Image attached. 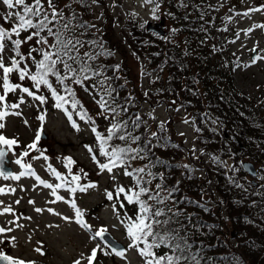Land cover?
<instances>
[{
    "label": "rangeland",
    "instance_id": "1",
    "mask_svg": "<svg viewBox=\"0 0 264 264\" xmlns=\"http://www.w3.org/2000/svg\"><path fill=\"white\" fill-rule=\"evenodd\" d=\"M205 1L207 7L204 12L209 15L208 22H211L210 28L205 30L208 36L205 43L207 51L209 50L208 52L212 57L213 50L216 47L217 49L220 48L222 52L227 51L230 53L232 51L237 56L236 64L239 67L233 65V75L235 84L241 91L240 95L244 96L251 109H256L258 110L257 113L264 114V60L258 61L256 64H250L252 56L256 53L249 51L255 47L257 53L264 55V28L255 27L256 25H264V11L251 12L249 16L238 15V13H243L249 8L264 5V0ZM158 2L160 6L157 15L158 17L164 16L162 24L164 33H160L161 37L168 45L174 42L177 44L182 43L184 41L183 32L177 31L167 0H158ZM26 3L31 4L32 0H26ZM86 3L87 6L81 0H53V5L57 10L63 12L61 24L67 22L68 19L70 21L71 28L68 27L67 30L63 31L64 36L65 38L79 39L83 43V47L79 48L80 54L88 52L94 55L95 50H97L96 52L99 51L96 45H102L104 51L110 53L108 63L115 70L117 82L123 84L127 91L128 101L129 97L133 96V104H128V102L126 110L133 107L135 111L133 117H137L138 121H143V126L147 129L150 141H154L152 147L155 155H162L164 143L167 141L170 143L171 138L180 145L181 155L175 157L176 161L173 160L176 168L179 166L180 170L172 184L167 185L166 188L179 187L181 192L188 189L189 187L185 184L193 182L194 178H183L182 173L184 171L192 172L205 181L207 178L208 183L211 185L214 178L212 173L214 164L219 167L220 165L223 166L226 173H230V170L236 171V158L234 159L231 154L223 156L220 152L210 149L204 142H201L202 136L206 132L196 128L193 113L185 109L186 106L181 99H177L175 96H171L169 99L161 98V96L157 97L159 94V90H157L158 78L160 75L165 77L168 68H166V65L162 67L163 69L160 68V59L157 56H150L146 50L150 47L145 42L143 43V39L149 37L154 39L156 37L153 35L156 31L154 32L144 26L147 20L153 22L159 19H152L150 12L152 5H144L142 0H97V3L86 0ZM44 4L47 8V0H44ZM17 10L19 9H7L0 0V26L10 29L15 17L7 22H4L2 18L9 11ZM77 11L79 12V18L83 19L81 24L77 19L72 20L69 18L73 15V12ZM194 14L191 13V15ZM134 21H136V25H139L137 26L138 33L130 32V22L133 23ZM56 24V28L61 27V25ZM191 24L197 23L191 22ZM249 28L253 30L245 34V31ZM225 29L227 30L225 31ZM237 32L240 33L239 39L236 38ZM28 34L22 32L19 38L24 39ZM43 35H46V33ZM134 35L136 36L134 37ZM211 40L214 45L209 47ZM233 40H235V43H231ZM49 42L51 43V38H49ZM31 47L40 46L33 39L27 44H23L21 51L27 53ZM12 55L11 45H9L5 50L6 64L8 63V57ZM33 55L36 56L37 60L40 59L38 53L34 52ZM104 55L106 54L97 57L103 59ZM96 61L98 62V60ZM245 64H250V66L244 67ZM32 70H35L34 66ZM89 75L91 78L79 85L70 81L65 83L75 92V99L80 101L83 110L95 121L94 126L97 131L105 135L107 129L111 126L110 121L113 119L111 114L113 113L110 111L102 113L97 103V94H94L97 80L90 73ZM10 81L31 87L29 80L19 81L16 73L11 75ZM50 82L63 94L61 86L56 83L54 77H50ZM32 90L36 91L35 89ZM89 90L93 93H90ZM0 93H2V88H0ZM37 94L47 97L44 105H40L39 101L32 100L22 93H9L7 97L8 102L11 103L17 100L18 95H25L26 103L21 105L20 109L9 110L21 111V116L9 115L5 118L6 128L2 132L7 138H16L18 144L11 149L6 145H0V148H3L6 154L3 160V169L5 172H9V169H11V172L18 175L24 169L20 168L15 160L21 159L23 162L32 164L36 174L41 178L55 184L59 181L46 171V165L50 163L62 175L67 176V169L64 167L62 158L72 157L76 161L72 166V172L81 175L80 183L95 182L97 187L89 189L86 193L77 192L76 194L58 189L57 194L64 196L68 201L73 199L76 201L77 207L84 213L83 219L91 225V231L81 228L74 222V210L69 204L63 201L49 203V201L55 199L51 196V190L43 188V186H37V182L33 177L24 176L18 181L4 180L0 177V187L16 189L14 194L0 195V201L3 202L0 204V212H2L3 207L10 205L16 216L20 217L17 223L23 225V227L8 225L7 222L16 217L8 213L0 215V226L13 228L11 232L0 234V240H4V243L0 244V250L26 262L34 261L35 264H73L76 259H81V264H87L83 257L90 255L91 249L96 247L97 243H100L99 238L97 240L91 239L93 233L100 228H106L107 232L122 244L121 248L128 249L127 221H125V218L123 220L118 206L119 215L114 213L113 201L107 200L105 190L111 191L114 189L115 191L116 185L129 183L130 177L124 175L123 168H114L112 173L100 172L97 163L92 160L91 155L85 148V145L91 146L96 151L100 162H106L105 158L100 157L98 154V143L95 134L91 131V126L81 121L73 112V119L79 126V131H76L63 111L57 110L53 106L54 100L46 88L42 87ZM66 107L69 108V111H73L70 104ZM41 111L46 112L47 115L37 147L49 157L48 161H44L43 158L33 160V156L39 155L38 152L34 151H30L28 157L22 156L24 151H28L27 145L34 140L35 132L40 128V122L36 117ZM118 111L119 109H116V114H120ZM25 120H27V124L24 123ZM185 120H187V123H185ZM213 121H215V123L212 122L214 127L218 128V121L216 119ZM152 133H156V136H152ZM204 136L206 138V134ZM147 142L149 144V141ZM146 157L147 155L143 154V161L141 162L143 166H146V169H149ZM168 157L171 158L172 155H168ZM254 163L257 174L251 175L250 172H246V174L249 178L253 176L258 180L262 172L259 163L256 161ZM172 168H175V166ZM81 169L84 173H87L86 177L80 172ZM168 171L170 170L168 169ZM113 176L115 179H112ZM182 178L183 181L181 182ZM203 190L197 194L195 193L194 196L201 200L200 202H208L209 198L203 200L201 195L207 197V193L212 189L208 186L207 189ZM16 200H19L20 203L16 204ZM29 200L35 203L29 204ZM36 207L43 208L45 211L36 213L34 211ZM49 207L64 216L73 217V220L66 222L60 216L52 215L46 211ZM137 207L135 204L134 208L130 209L126 215L134 217ZM212 207L214 206L212 205ZM23 217H31V219H24ZM11 237H15V240L12 241ZM37 247H41L45 254L41 255L36 252ZM126 257L127 259H122L114 254L105 255L103 250L98 249L94 264H143L142 258L135 249H128Z\"/></svg>",
    "mask_w": 264,
    "mask_h": 264
},
{
    "label": "trees",
    "instance_id": "2",
    "mask_svg": "<svg viewBox=\"0 0 264 264\" xmlns=\"http://www.w3.org/2000/svg\"><path fill=\"white\" fill-rule=\"evenodd\" d=\"M167 3L177 31L183 32L184 41L168 45L160 33L155 31L152 32L156 36L154 39L152 37L143 39V43L150 47L146 48L150 56H157L160 59L159 67L166 65L168 68L167 75L165 77L160 75L158 78L157 97L169 99L175 96L181 99L186 106L185 109L193 113L196 128L206 132V138L204 134L201 142L223 156L231 154L234 159L236 158V171L230 170V173H226L223 166L214 164L212 185L208 183L207 178L205 181L192 172L184 171L183 178H194L193 182L185 184L188 189L181 192L179 187L166 188L172 184L180 170L173 161L176 156L181 155L180 145L171 138V144L163 141L164 152L161 156L154 154L152 147L154 141L148 144L147 141L150 139L143 121L133 117L135 113L133 107L126 110L128 104H133V96L129 97L128 101L127 91L122 83L117 82L115 70L108 63V55L107 57L104 55L103 59L96 57L98 62L96 60L88 62L98 73L92 75L90 72L97 80L94 93L97 94L96 99L99 101L103 96L108 101V106L119 109L120 114H111L113 117L111 124L126 125V128H123L124 133L140 137L136 143L127 141L126 145V142L114 139L111 144L145 149L141 155H147L149 169L143 166L142 159H138L130 161L131 167L128 170L144 168L145 173L140 175L144 181L150 180L151 183H144L142 186L151 189L153 194L159 191L160 196L165 197L163 203L157 204L155 200L148 203L153 206V210L159 208L166 214L161 219L171 217L170 226L187 241V255L196 256L199 264H264V114L251 109L244 96L240 95L241 91L236 86L233 75V65H237V56L231 50L230 53L222 52L216 47L212 57L209 50L207 51L205 43L208 36L205 30L210 28L211 22H208L209 15L204 12L207 7L206 1L167 0ZM78 14V11L73 12L69 18L77 19L81 24L83 19H80ZM135 22H130L131 33H138L139 25ZM191 22L197 24L192 25ZM63 24L60 19L56 25ZM209 44V47L214 45L212 40ZM96 51L93 52L94 55ZM83 54L81 53V56ZM89 92L93 93L91 90ZM214 119L218 121V128L212 124ZM168 155L172 157L169 158ZM246 159L252 161L254 165L255 161L259 163L262 173L258 180L253 176L249 178L246 174L242 165ZM174 166L175 168H172ZM147 172L153 175L148 176ZM135 180L134 175L129 178V183L118 185L130 188ZM157 184L161 185L160 189L156 188ZM208 186L212 190L207 193V197L201 196L203 200L205 198L209 200L200 202L201 200L194 195ZM111 191L115 195L114 189ZM120 199L125 206L119 208L117 204L118 209L123 220L125 218V221H128L129 216L126 213L133 209L135 204L124 201L123 195ZM166 251L168 250L161 248L157 250V254H164ZM223 257L229 259H222ZM181 264L193 262L181 261Z\"/></svg>",
    "mask_w": 264,
    "mask_h": 264
},
{
    "label": "snow or ice",
    "instance_id": "3",
    "mask_svg": "<svg viewBox=\"0 0 264 264\" xmlns=\"http://www.w3.org/2000/svg\"><path fill=\"white\" fill-rule=\"evenodd\" d=\"M87 6L86 0H81ZM144 5H152L150 10L152 19H158V0H142ZM2 3L7 7V9L18 8L17 11H9L5 17L2 19L4 22L15 17V21L10 29H5L0 27V88H2V93H0V145H6L11 149L14 145L18 144L16 138H7L2 130L6 128L5 118L9 115L21 116V111H9L10 109L16 110L20 109L21 105L26 103L25 95H18L15 102L9 103L7 97L9 93H22L26 94L32 100L39 101L40 105H44L47 101V97L44 95H38L37 92L42 88H46L54 100V107L57 110L63 111L64 115L67 117L73 129L79 131V126L73 119V112L79 117L81 121L88 123L91 126L92 133L95 134V139L98 143V154L100 157H104L106 162L101 163L97 158L96 151L89 145H85V148L91 155L92 160L97 163L100 172L107 171L112 173L114 168H123L125 176H136L135 183L130 188H125L124 186H116L115 195L113 191L105 190V195L107 200L113 201V211L119 215V210L117 209V204L119 208H124L125 204L121 201L120 197L123 195L124 201L129 204H136L137 212L134 217H129L126 223V235L129 240L128 249H135L138 255L142 258L143 264H181V261L191 260L193 264H199L196 256L187 255V241L179 232L170 226L171 217L161 219L166 214L159 208L153 210V206L148 203L150 200H155L157 204L163 203L165 197H161L159 191L152 193V190L142 186L144 183H151V181H144L141 173H145L144 168H137L132 171L128 169L131 167L130 161L136 159H143L141 153L145 149L133 148L131 146H119L111 144L110 142L114 139L124 141H131L136 143L139 141V136H133L131 133H124L123 128L126 125L111 124L107 129V134L102 135L97 131L94 126L95 121L88 115L86 111L83 110V106L80 101L75 99V92L67 86L66 81H70L74 84H81L85 80H89L92 75H98L88 63L89 61L95 60L97 56L101 54L110 55L109 52H105L102 45H96L99 51L95 55L85 52L81 56L79 48L83 47V43L79 39L65 38L62 29H67L69 27L70 21L61 25V28H56L55 24L59 23L60 19H63V12L57 10L53 5V0H47V8L45 7L44 0H32L31 4L26 3V0H2ZM92 3H97V0H92ZM264 11V5L259 7L249 8L243 13H238V15L249 16L251 12ZM135 15V13H133ZM147 23V22H145ZM143 27V25H141ZM255 27L264 28V25H256ZM227 29H225L226 31ZM253 29L249 28L245 31V34L251 32ZM175 31V29H173ZM22 32L29 33L24 39H20ZM46 35H43L45 34ZM240 33H236V38L239 39ZM17 37V38H13ZM51 38V43L49 42ZM35 39L36 44L40 47H31L27 53L21 51V46L27 44L29 41ZM91 43V42H90ZM235 43V40L231 41ZM11 45L12 56L8 57V63H5V50ZM243 47V46H242ZM252 53H256L252 56L250 64H256L258 61L264 60V55L257 53V49L253 47L249 50ZM38 53L40 59H36L33 53ZM250 64H245L244 67H249ZM23 65V66H21ZM73 65H76L74 67ZM34 66V71L32 70ZM239 67V65H237ZM13 73L18 75L19 81H25V79L31 82V87L24 86L22 83H13L10 81V77ZM50 77H54L58 85L61 86L63 94L58 91L57 87L53 86L50 82ZM35 89L36 91H33ZM110 95V93H106ZM102 113L112 112L116 114L115 108L108 107V101L102 96L99 101ZM70 104L73 111H69L66 105ZM79 106V107H78ZM46 112L41 111V113L36 117L40 122V128L37 129L34 135V140L27 145L28 151L22 153L23 157H28L30 151L38 152L39 155L33 156V160H38L43 158L44 161H48L49 157L45 152L37 147L41 139V131L46 120ZM27 124V120L24 121ZM187 123V120H185ZM215 123V121H213ZM199 131V129H197ZM152 136H156V133H152ZM151 141H149V145ZM5 152L0 149V177L4 180H19L21 177L29 176L33 177L37 182V186H43V188L51 190V196L55 197L54 200L49 201V203H56L58 201H63L74 210L75 219L74 222L81 228L88 229L91 231V225L86 223L83 219V211L77 207L76 201L73 199L68 201L64 196L58 195V189H64L70 194L86 193L89 189H94L97 187L95 182H89L82 184L80 183L82 177L80 174H73L72 166L76 163L72 157H63L62 161L64 167L67 169V176L62 175L56 168H54L50 163L46 165V171L59 183H49L47 180L42 179L36 174L32 167V164L23 162L21 159H16L15 163L24 169L18 175L13 172H5L3 169V160L5 157ZM60 159V158H58ZM215 159V158H214ZM81 173L86 177L87 173L80 170ZM146 175L152 176L151 172H147ZM70 177V179H69ZM112 179H115L113 176ZM239 186V185H238ZM157 189L161 188V185H156ZM23 190V189H21ZM16 192L15 188H4L0 187V195H6L9 193L14 194ZM146 197V199H142ZM3 202L0 201V204ZM16 204L20 201L16 200ZM29 204H34L32 200L28 201ZM36 213H42L45 209L36 207L34 209ZM47 212L55 216H60L66 222H71L73 217L64 216L59 212H56L53 208L49 207L46 209ZM5 213L11 214L16 218L9 220L8 225H13L15 227H23V225L18 224L17 220L20 217L16 216L13 208L9 206L3 207L0 215ZM24 219H31V217H23ZM122 223H124L122 221ZM51 227V225H50ZM13 231L12 227L0 226V234H5L7 232ZM107 229L100 228L96 230L91 239L97 240L99 238L100 243H97L96 247L91 249L90 255L82 257L86 260L87 264H94L97 259L98 249L103 250L105 255L114 254L122 259H127L126 252L128 249H117L106 237ZM12 241L15 237L10 238ZM4 240H0V244H3ZM165 248L164 254H157V250ZM41 255L45 253L42 251L41 247L35 249ZM179 252V255L176 253ZM171 253V254H170ZM222 259H229L228 257H223ZM0 262L3 264H35L34 261H24L19 258L12 257L5 254L0 250ZM73 264H81V259H76Z\"/></svg>",
    "mask_w": 264,
    "mask_h": 264
},
{
    "label": "water",
    "instance_id": "4",
    "mask_svg": "<svg viewBox=\"0 0 264 264\" xmlns=\"http://www.w3.org/2000/svg\"><path fill=\"white\" fill-rule=\"evenodd\" d=\"M162 22V19L160 20V22L156 21L154 24L150 23V22H147L145 24V26H147L148 28L150 29H156L157 31L159 32H162L163 30L160 28V23ZM243 164V167L246 171L250 172L251 174H256V169H255V166L253 164L252 161L246 159V160H243L242 162ZM107 240H109L117 249H121L122 247V244L117 242L108 232L106 233V237H105ZM0 264H3V262H0Z\"/></svg>",
    "mask_w": 264,
    "mask_h": 264
}]
</instances>
